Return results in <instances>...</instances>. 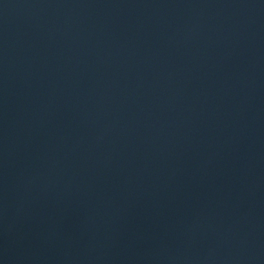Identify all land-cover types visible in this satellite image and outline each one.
Here are the masks:
<instances>
[{
  "label": "water",
  "instance_id": "obj_1",
  "mask_svg": "<svg viewBox=\"0 0 264 264\" xmlns=\"http://www.w3.org/2000/svg\"><path fill=\"white\" fill-rule=\"evenodd\" d=\"M0 264H264V0H0Z\"/></svg>",
  "mask_w": 264,
  "mask_h": 264
}]
</instances>
